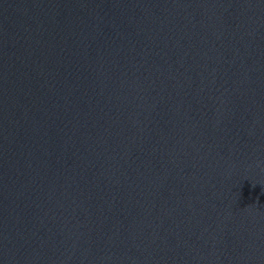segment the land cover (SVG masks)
Instances as JSON below:
<instances>
[{
    "label": "water",
    "instance_id": "obj_1",
    "mask_svg": "<svg viewBox=\"0 0 264 264\" xmlns=\"http://www.w3.org/2000/svg\"><path fill=\"white\" fill-rule=\"evenodd\" d=\"M264 204V0H0V264H231Z\"/></svg>",
    "mask_w": 264,
    "mask_h": 264
}]
</instances>
